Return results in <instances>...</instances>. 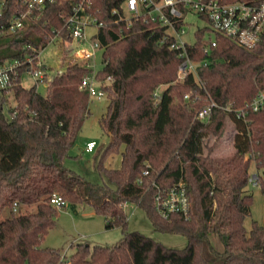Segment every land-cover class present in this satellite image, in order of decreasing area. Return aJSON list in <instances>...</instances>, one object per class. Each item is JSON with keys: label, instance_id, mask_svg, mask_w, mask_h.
Wrapping results in <instances>:
<instances>
[{"label": "trees", "instance_id": "obj_1", "mask_svg": "<svg viewBox=\"0 0 264 264\" xmlns=\"http://www.w3.org/2000/svg\"><path fill=\"white\" fill-rule=\"evenodd\" d=\"M5 1L0 62L34 56L47 46L52 28L62 30L77 0L47 4L38 19L12 33L4 31L25 1ZM120 1L94 0L92 9L103 23L97 30L102 67L96 77H110L101 85L108 103L98 123L111 136L94 166L109 183L91 182L65 165L90 114L89 94L79 89L89 69L63 53L68 58L65 69L47 81L44 94L37 83L46 78L29 87L20 84L24 67L0 88V264H63L59 248L42 246L55 226L53 193L73 210L78 204L89 205L105 219V228L117 226L122 232L114 245L76 244L69 264H264V226L255 220L250 230L244 225L252 204L247 193L251 162L261 170L258 185L264 188V105L257 111L249 108L264 91V39L245 48L216 35V46L204 52L201 40L207 28L197 30L188 54L205 62L197 68L203 86L193 74L179 83L181 58L160 44L162 30L142 21L130 26L116 22L111 10ZM161 85L166 87L156 100L154 92ZM187 93L200 99L188 105L183 99ZM206 94L220 106L203 122L195 113ZM227 102L243 108L244 117L226 111ZM229 126L234 130L232 151L215 156V145ZM112 152L121 155L118 168L103 165ZM144 170L148 174L143 175ZM180 179L190 200V216L162 219L153 207L152 182L167 187ZM126 203L141 208L154 230L184 236L186 245L168 247L128 230Z\"/></svg>", "mask_w": 264, "mask_h": 264}, {"label": "built area", "instance_id": "obj_2", "mask_svg": "<svg viewBox=\"0 0 264 264\" xmlns=\"http://www.w3.org/2000/svg\"><path fill=\"white\" fill-rule=\"evenodd\" d=\"M24 1V9L12 14L4 32L12 33L22 28L26 21L38 19L47 4L55 3L58 0ZM93 6L94 0H77L70 12L64 17L62 30L52 28L54 35L49 41L53 44L56 42L62 44L68 57L80 62L86 69H89V72L83 75L79 83V89L86 90L89 97L105 95L101 85L110 80V77L104 80L96 77L97 69L92 53L85 49L71 53L73 41L78 43L88 42L86 36L88 26L95 28L94 33L91 35L92 47L101 49L97 30L103 23L98 21L96 15L92 12ZM5 7L6 1L0 0V15ZM189 12L206 21L205 25L197 27L194 31L192 41H187L184 37L186 34L184 18ZM111 13L117 16L116 22L123 21L127 26H130L133 21H142L162 30L159 38L160 44H166L169 49L177 51L178 57L181 58L176 79V82L179 83L185 79L186 75L193 74L195 81L203 86L197 76V68L205 62L192 59L188 54V48L193 47L197 41L195 35L197 30L207 28L205 36L201 40L204 52H209L211 48L216 46V35H222L245 48H252L264 39V0L231 2L223 0H174L173 3H169L168 0H121L118 6L112 8ZM62 33L66 37H63ZM41 51H37L34 56L26 55L23 58L0 62V88L7 87L11 81H14L17 69L20 67L25 69L21 75L20 84H22L25 74L30 75L34 80L51 79L53 76L48 75V65L41 59ZM64 69V67L59 69L56 74L62 73ZM183 99L185 103L190 105L200 98L199 95L191 96L187 93ZM263 105L264 91H259L249 104V108L257 111ZM219 106L209 94H206L201 99V106L195 113L196 119L207 122L212 109ZM223 108L226 111L235 112L237 117H244V109L234 108L232 102H227ZM95 147L96 142L94 140L85 143V150L88 152L93 151ZM146 174H148V170L143 171V175ZM248 181L252 186H255L258 183L257 174L250 175ZM152 183L154 186L153 207L159 217L169 219L172 215H180L184 219L189 218L190 200L185 184L181 179L167 187ZM50 203L57 209L65 204L62 197L56 193L51 195ZM13 209L15 210V207ZM60 262L69 264V257L64 252L60 255Z\"/></svg>", "mask_w": 264, "mask_h": 264}, {"label": "rangeland", "instance_id": "obj_3", "mask_svg": "<svg viewBox=\"0 0 264 264\" xmlns=\"http://www.w3.org/2000/svg\"><path fill=\"white\" fill-rule=\"evenodd\" d=\"M185 39L193 40V33L197 27H202L206 24L204 19L196 14L189 12L185 15ZM95 28L88 26L86 28L87 41L84 43L72 42L71 53L80 52L84 49L93 54V61L96 69L102 67V49L94 48L91 45V35ZM65 47L62 44L49 43L41 51V59L48 65L49 76H53L59 69L65 65ZM63 54V55H62ZM65 58V59H64ZM74 61V59H72ZM30 75L23 76L22 85L29 87L34 82ZM47 79L37 83V90L44 94L46 91ZM166 87L161 85L155 90V99L159 97L160 92ZM12 96L9 94V99ZM108 99L105 95L90 97L89 110L90 114L83 122L81 131L79 132L73 146L69 150V155L65 160V165L83 176L85 179L95 183H109L105 175L100 174L94 166V159L102 148L110 141L111 136L101 129L98 120L105 113ZM234 130L232 127H227L223 137L216 143L213 150L215 156L227 155L232 151V136ZM89 140L96 142V147L93 151L85 150V143ZM120 146L119 149H121ZM74 156V157H73ZM121 155L119 152L109 153L103 160V165L108 168H118L120 166ZM261 174V170H257L254 163L249 166V174ZM247 193L252 195V204L250 206L249 215L245 218L244 225L247 230H250L252 221H257L264 226V188H261L258 183L252 186L249 182L247 185ZM73 210L70 204L65 203L61 208L56 209L55 226L49 230L42 242V246L59 248L66 254L67 257L74 251L76 244L84 243L92 245H114L122 237V232L119 227L114 226L105 228V219L94 213L91 207L87 204H78ZM30 207L29 210H33ZM124 212L127 215V229L136 230L154 240L168 246L181 248L186 245V238L180 234L160 232L153 229L145 212L132 203L123 205Z\"/></svg>", "mask_w": 264, "mask_h": 264}, {"label": "clouds", "instance_id": "obj_4", "mask_svg": "<svg viewBox=\"0 0 264 264\" xmlns=\"http://www.w3.org/2000/svg\"><path fill=\"white\" fill-rule=\"evenodd\" d=\"M168 2H169V3H173V2H174V0H168Z\"/></svg>", "mask_w": 264, "mask_h": 264}, {"label": "crops", "instance_id": "obj_5", "mask_svg": "<svg viewBox=\"0 0 264 264\" xmlns=\"http://www.w3.org/2000/svg\"><path fill=\"white\" fill-rule=\"evenodd\" d=\"M89 245V244H88Z\"/></svg>", "mask_w": 264, "mask_h": 264}]
</instances>
